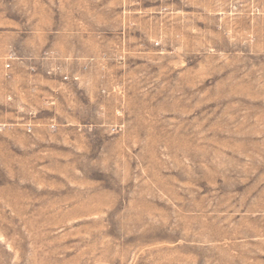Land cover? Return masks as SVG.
Returning <instances> with one entry per match:
<instances>
[{
    "label": "rangeland",
    "instance_id": "obj_1",
    "mask_svg": "<svg viewBox=\"0 0 264 264\" xmlns=\"http://www.w3.org/2000/svg\"><path fill=\"white\" fill-rule=\"evenodd\" d=\"M28 2L92 49L0 121V264H264V0H0V33Z\"/></svg>",
    "mask_w": 264,
    "mask_h": 264
},
{
    "label": "crops",
    "instance_id": "obj_2",
    "mask_svg": "<svg viewBox=\"0 0 264 264\" xmlns=\"http://www.w3.org/2000/svg\"><path fill=\"white\" fill-rule=\"evenodd\" d=\"M24 9L22 22H13L15 30L7 35L0 33V57H11L8 62L10 79L3 84L12 87L17 97L32 98L26 102L18 99L5 104L4 110L7 107L9 109L0 112V121L5 122L19 121L23 119L24 113H40L41 106L35 98L41 93L43 86L52 83L43 75L46 68L49 65H59L61 71H70L77 64L80 66L77 59L89 56L92 49L91 35L86 27L80 31L78 28L48 24L45 11H41L40 6H31L30 2ZM20 24L24 28H20ZM2 64L0 62V68Z\"/></svg>",
    "mask_w": 264,
    "mask_h": 264
}]
</instances>
